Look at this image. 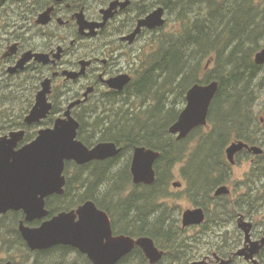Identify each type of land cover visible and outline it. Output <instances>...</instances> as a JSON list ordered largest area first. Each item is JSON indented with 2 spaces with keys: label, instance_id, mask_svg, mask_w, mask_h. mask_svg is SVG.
I'll use <instances>...</instances> for the list:
<instances>
[{
  "label": "trees",
  "instance_id": "obj_1",
  "mask_svg": "<svg viewBox=\"0 0 264 264\" xmlns=\"http://www.w3.org/2000/svg\"><path fill=\"white\" fill-rule=\"evenodd\" d=\"M174 5L170 12H176L174 31L160 33V29L153 41V50L139 58L133 89L123 98L109 99L114 103L111 109L77 116L81 122L79 138L88 146L111 141L122 146V154L132 155L135 146L160 152L156 183L143 187L138 198L135 193L127 201L125 231L151 236L162 249L191 258L200 250L198 243L216 233L214 222L219 208L223 220L231 219L235 212L256 219L264 211V153L253 156L255 159L244 182V193L239 195L235 206L230 200L221 201L211 214V220L205 222L201 226L203 230L193 238L182 237L175 225L177 220L170 216L168 208L157 213L155 207L156 200L165 195L174 165H181L191 201L209 209L211 201H206L205 197L231 179V165L224 151L227 143L242 139L264 148V117H257L254 112V107L264 96V65L256 64L254 59L264 47V2L177 0ZM209 60L214 69L205 72ZM212 80L220 83L209 112L212 128L207 131L199 127L186 139L178 141L168 130L181 112L178 105L186 103V93L193 84ZM20 117L22 115L14 116L16 121ZM5 129L4 126L0 132L9 128ZM243 154L248 153H240L238 162ZM70 167H74L76 173L71 177L67 172L65 193L47 199L50 215L71 210L88 199L104 207L106 204L101 201L98 187L116 177L110 174L108 163L79 166L68 162L67 169ZM123 173L120 176L126 182L130 181L127 167ZM23 218L21 211L8 212L2 217L0 226L4 232H1V239L5 250L17 249L14 248L17 240L18 249L28 253L33 264L49 262L53 253L60 254V260L52 259L57 264H66L64 260H69L75 253L77 257L68 261L70 264H90L84 255L69 246L31 251L18 229ZM239 243L240 236L236 233L231 240L225 238L220 244H211L209 251L235 250ZM261 258V264H264V255ZM3 262L1 260L0 264Z\"/></svg>",
  "mask_w": 264,
  "mask_h": 264
},
{
  "label": "flooded vegetation",
  "instance_id": "obj_2",
  "mask_svg": "<svg viewBox=\"0 0 264 264\" xmlns=\"http://www.w3.org/2000/svg\"><path fill=\"white\" fill-rule=\"evenodd\" d=\"M175 1L177 0H0V92L7 91L12 95L14 101L21 100L25 103L19 113L22 117L16 121L14 116L17 114L12 111L9 129L6 132H1L0 137L9 134L11 131L25 130L24 139L18 146L20 148L33 141L40 129L54 127L56 120L64 117L69 105L77 100H82V102L72 107L71 113L79 122L78 114L88 115L91 112L111 109L114 103L109 99L123 98L134 87L138 75V41L146 34H153L165 28L168 23V15L175 7ZM126 2L129 3L124 5ZM159 7L165 9L166 24L163 27L152 30L143 27L142 32L137 34L133 40L127 38L136 31L140 19ZM80 20L88 25L83 31L80 27ZM23 59H26L24 66L14 71L13 68L17 67ZM74 72L80 74L77 77H70L72 76L70 73ZM123 75H129L131 79L122 89H115L109 85L108 81L110 79ZM47 79L51 83L48 101L53 105L52 110L39 123L28 124L25 122V117L35 105L37 94L43 89V83ZM90 88L92 90L88 92ZM22 97L25 99L22 100ZM244 151L253 156L247 149L240 153ZM240 153L236 155L235 164H231L226 158L227 162L231 166L236 165ZM121 154L106 160H94L87 164L106 162L110 167L113 160H116ZM156 163L154 164L156 171L154 183L158 179ZM130 174L133 182L131 164ZM182 178L184 183L179 181L182 185L175 188H181L184 184L187 185L186 178L184 176ZM163 183H165L164 180ZM133 184L139 188L150 186L144 183L136 184L133 182ZM223 185L230 187V194L215 196V190L218 186L210 197H205L206 201L230 200L231 204L235 206L237 196L234 197L236 190L234 184L225 183ZM136 193L138 198V192ZM185 193L188 199L191 200L188 193ZM83 203L72 207L71 210L77 209ZM193 205L189 209L201 207L205 213V222H207L210 211L203 205L195 203ZM98 207L109 215L114 237L127 235L136 239L148 236H138V233L132 235L125 231L128 222L125 213L126 207L121 208L119 204L117 207L115 205L109 206V204L104 207L98 205ZM155 207L157 209L156 205ZM167 208V205L159 204L157 213ZM54 215H49L48 218ZM217 215L214 224L219 229L215 233L218 243L220 244L225 238L231 240L237 233L240 236V246L238 245L239 247L236 250L226 252L207 251L204 254L197 251L196 255L194 254L191 258H188L162 249L153 238L156 246L164 252L158 262L152 263L144 251L136 246L116 264H216L223 259L228 260L230 258H232L231 264L238 262H241V264H255L254 260L247 261L243 256H235V253L245 246V234L238 227V220L241 216H244L245 220L253 223L251 229L253 241L264 237V225L259 228L256 219H251L241 212H235L232 218L227 220H223L220 209L217 210ZM170 216L174 218L171 213ZM182 218L183 214L181 223L182 228L185 230L201 228L205 223L183 227ZM234 221L237 223V229H230L229 226ZM69 247L78 250L75 247ZM136 249L138 250L136 251ZM80 253L90 261V264H93L86 254ZM262 255H264V247L255 256L259 264L262 262Z\"/></svg>",
  "mask_w": 264,
  "mask_h": 264
},
{
  "label": "water",
  "instance_id": "obj_3",
  "mask_svg": "<svg viewBox=\"0 0 264 264\" xmlns=\"http://www.w3.org/2000/svg\"><path fill=\"white\" fill-rule=\"evenodd\" d=\"M129 2L124 3L127 5ZM166 24L165 9L159 7L138 22L136 31L127 38H133L142 32L143 27L155 29ZM83 31L88 27L80 20ZM23 59L16 71L24 66ZM255 62L264 64V47L255 54ZM211 60L206 64L210 65ZM80 73H70L77 77ZM129 75L110 79L109 85L122 89L130 81ZM50 80L43 83V89L37 94L36 102L30 113L26 115L28 124L39 123L52 110L48 101L51 92ZM220 83L212 80L208 83H195L186 93V106L180 112L178 119L168 130L177 140L187 138L190 133L200 126L208 125L210 107L215 99ZM90 88L88 90L91 91ZM87 94V93H86ZM82 102H72L64 117L56 120L54 127L42 128L37 137L18 148L24 139L25 130L11 131L0 137V220L9 211H23L24 219L19 222V231L31 251L47 250L58 245L77 248L86 254L93 264H116L122 257L130 253L136 246L140 247L147 258L158 262L163 251L160 250L153 238L142 236L133 238L127 235L113 236L111 220L106 211L100 209L95 201L87 200L74 210H65L48 218L47 198L52 195H63L67 184L65 168L67 161L84 165L94 160H106L121 154L122 147L115 142H99L89 147L78 138L80 122L72 116L71 109ZM247 149L255 155L264 153L259 145L236 139L225 149L226 157L232 164L236 163V155ZM160 157V152L146 146H135L131 161L133 182L151 185L156 180L154 164ZM182 185L174 181V187ZM231 189L227 185L219 186L215 196L228 195ZM204 210L199 208L187 209L183 213V227L200 225L205 222ZM41 220L37 226L30 223ZM253 223L241 216L238 227L245 234V246L240 248L235 256H243L247 261L259 262L255 256L264 247V237L253 241L251 229ZM232 258L216 264H231ZM4 264H13L7 261ZM175 264V263H173ZM202 264V263H201Z\"/></svg>",
  "mask_w": 264,
  "mask_h": 264
},
{
  "label": "rangeland",
  "instance_id": "obj_4",
  "mask_svg": "<svg viewBox=\"0 0 264 264\" xmlns=\"http://www.w3.org/2000/svg\"><path fill=\"white\" fill-rule=\"evenodd\" d=\"M260 2H264V0H260ZM175 11L172 12L171 14L168 15V23L166 24L165 28L162 29L160 33L164 32H172L174 31L175 28ZM157 33L153 34H146L144 35L139 41H138V60L139 58H142L145 54H148L153 50V41L155 40V36H157ZM207 62V61H206ZM214 69V64H210L208 68L205 66V72L208 70H213ZM264 73V69H263ZM260 96V94H259ZM25 98L22 97V100ZM137 104H140V101L138 100ZM149 105V102H148ZM25 106V103L21 100L14 101L12 98V95L7 92V91H2L0 92V130L3 129L5 126L6 129H8V122L10 121L9 117L10 114H13L12 111L16 112L15 114L19 115L21 108ZM186 106V103L179 104L178 108H184ZM181 109V111H182ZM254 112L257 115V117H264V96H261L259 99L257 105L254 107ZM16 115V116H17ZM204 130H210L212 128V125H210L209 120H208V125L202 126ZM5 129V130H6ZM1 133V132H0ZM230 143V141L227 143V145ZM227 145L224 148V151L227 147ZM254 156V155H253ZM250 154H243L241 157V160L234 166L230 167V173H231V179L226 183L234 184V187L236 188L234 192V197L237 198L239 197L240 194L244 193V182L247 180V176L250 173V170L252 169V164L254 158ZM255 159V158H254ZM132 160V155L131 154H122L119 156L116 160H113V163L110 165L109 168H111L110 174L113 175L115 174L116 177H112V180L107 183H105L101 188L100 186L98 189L101 190L99 194H101L100 198L102 203L104 204H109V206H116L119 204V206L122 208L127 207V201L128 199L135 194L136 192H141L142 187H136L133 182L131 177L130 181L126 182V179H123L120 174H124V169H128V172L130 173V164ZM67 172L69 176L73 177L76 173V170L74 167H70L66 170L65 173L67 175ZM182 172H181V165L178 163L174 165L173 169V174H172V179L168 183V187L165 189V195L161 196L157 201L155 202V205L157 206V209H159V204H164L167 205L168 210L172 215H174V218L177 220V223L175 224L177 229L181 231L182 237L188 238H193L197 236L203 228H190V229H183L182 228V223H181V217L183 212L186 209L192 208L194 205L191 200L188 199L186 196V187L187 185L184 184L181 188H175L172 186V183L174 181H181L184 183V180L182 178ZM126 184V185H124ZM159 185H161V181L159 182ZM186 185V186H185ZM161 187H159L160 189ZM97 190V187H95ZM214 192H212L213 194ZM164 197V198H162ZM187 197V198H186ZM162 198V199H161ZM221 200H213L209 204V219L208 221L211 220V214L215 213V209L221 205ZM220 209V208H219ZM218 209V210H219ZM12 212V211H10ZM15 212V211H14ZM22 212V211H21ZM7 214V213H6ZM24 214V213H23ZM222 216V215H221ZM259 228L264 225V211H261L259 215L256 218ZM36 222H39L38 224H35ZM41 223V220L39 221H34L30 223L32 226H37ZM230 229H237V223L234 221L232 225L229 226ZM216 230H219L218 228ZM1 232L3 231V228L0 226V262L3 260L4 262L10 260L14 264H33V259L32 257L26 253L24 250H19V244L18 241H14V250H5L4 245L2 244V239H1ZM205 235V234H204ZM215 233H211L210 237L203 238L201 242H199V248H200V254H204L207 251H209V246L213 243H218L217 238L215 237ZM240 246V245H239ZM235 247V250L239 247ZM72 254L68 259H65L64 261L66 264H70L68 261H71L72 258H76L77 254ZM49 262H44L45 264H57L56 262L52 261V259H58L60 260V254L59 253H53V255L50 257ZM26 259H29V261H26ZM236 264H241V262H238Z\"/></svg>",
  "mask_w": 264,
  "mask_h": 264
},
{
  "label": "bare ground",
  "instance_id": "obj_5",
  "mask_svg": "<svg viewBox=\"0 0 264 264\" xmlns=\"http://www.w3.org/2000/svg\"><path fill=\"white\" fill-rule=\"evenodd\" d=\"M208 72V71H207ZM210 195H212V194H210ZM210 195H209V197H210ZM204 198V197H203Z\"/></svg>",
  "mask_w": 264,
  "mask_h": 264
}]
</instances>
